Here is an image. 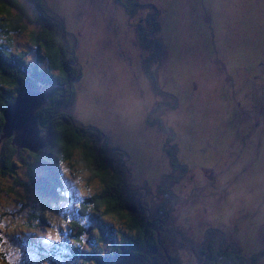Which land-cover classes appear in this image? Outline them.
<instances>
[{
    "label": "rangeland",
    "instance_id": "1",
    "mask_svg": "<svg viewBox=\"0 0 264 264\" xmlns=\"http://www.w3.org/2000/svg\"><path fill=\"white\" fill-rule=\"evenodd\" d=\"M43 1L52 5L58 0ZM61 1L64 3L57 5L53 11L56 13L57 18L59 15L62 16L64 25H66L67 38L73 40L74 46L71 51L76 72H86V88L84 91H81L80 95L76 94L78 96H73V100L70 97L69 106L79 118L88 123V125L82 123V128L79 132L86 139L88 138L90 143L92 142L93 148L94 146H98L100 135L102 137L104 131L108 132L107 142L102 138L104 143L102 146L104 151L103 160L109 165L121 169L120 177L123 176V185L126 181L129 182L128 178L132 175L134 164H132V169H130L131 166L129 168V165L131 164V159L134 160L133 158H137L135 161L139 162L140 165L152 164L155 174L158 173L161 164L167 163L174 168V162L180 156L175 153H171L170 155H165L162 152L159 153L157 134L160 127L162 129L167 127L165 122L169 119V113L172 114V111H175L174 105L179 95L182 93L186 94L187 98L182 100L189 103L190 108H188V111L193 114L197 108V104L204 106V102L196 95L204 90L215 89L220 98L232 95V92L227 87H232V78L224 75V73L229 74L231 77L247 75L251 78L252 83L261 78V74H264V29L261 31V25L256 23L261 19V15H256V11L261 3L264 4V0H138L139 2L133 9L138 7L140 10H149L156 14V16L160 14V20L167 18L165 22L156 24L157 31L151 32L152 34L149 35L151 41H158L160 44H163L165 50L173 47L176 52H179L177 57L173 59L165 57L156 59V69L160 75L158 82L162 85L160 86L163 89V94L160 99H157L150 88L146 89V104H148V109L143 110L142 107L136 106L131 99L134 93L133 85L127 87V80H129L127 74L128 65L133 68L132 75H130L131 82L142 76L146 67L144 65L141 68L135 69L134 66V63L142 64L145 62L144 59L138 58V55L140 52H146L138 46L142 41L135 42L134 39L130 38L132 30L126 22L128 18L134 20L135 17L124 16L126 11L121 8L123 4L119 0ZM19 5L22 7L25 5L28 8L32 6L29 0H19ZM170 6L173 7L172 13L164 11L165 8ZM92 17L96 19L92 24V32H83V29H79L78 35L74 34L75 30L72 27H76L78 21L82 20L85 22L88 19L91 21ZM188 19H191L190 23ZM58 22L62 23L61 19ZM112 26H114L113 30L115 32L109 31ZM163 28L167 31L163 32ZM104 31L109 33H103ZM143 35L148 34L147 32H143ZM162 35L168 39V43L161 40L160 37ZM18 37L19 35H14V43L12 44L14 50H16V47L25 49L24 59H33L29 64L23 62L19 65L26 73L24 75L26 81L30 82L32 76L26 69V65L37 63V51H33L29 44H26L24 41H18L16 44L15 40ZM203 44L211 48L215 52V56L205 55V52L202 50ZM4 48L9 50L3 44V50L0 52V55L5 56ZM12 55L16 57L15 54L12 53ZM126 56H130L132 62L128 61ZM210 58L213 61H210ZM251 63H253V66L250 69L247 65ZM41 65H44V62ZM48 67L52 70L56 69L51 65H48ZM177 78L182 83L181 85L185 86L184 90L176 87L175 80ZM152 79L155 81L154 78ZM243 82L248 85L246 78H243ZM140 83L146 86L145 83ZM258 84L264 88V82L260 81ZM170 86L174 89H170ZM252 86L253 84L249 88L247 86L244 91H240L239 88L235 89L238 91V98L248 106V108H243V113L239 111L234 112V118L237 127H239L237 133L244 134L230 142L229 145L231 146L227 148V157L222 161V167L217 168V171L206 173L205 175L203 172L204 165H199L202 177L205 179L213 177L217 185L220 183V178L221 182L222 178L231 179L232 184L230 188H233L238 195H235L233 192L228 193L225 189L220 191L219 188H210L209 191L208 188H205V190L199 189V191H189L191 194L187 198L189 200L182 201L177 209H179V215L191 214L195 218L193 226L185 229L186 233L193 230L197 234L187 238L174 237L170 239L168 238L171 236L168 234L175 233L177 231L176 226L178 225L181 228L182 225L178 222L171 225H163L161 222L156 221L154 212L152 213L147 210L140 202V199H138L142 204L139 206V216L144 222L152 242V260L149 259L151 264H171L172 260L169 250L177 263L179 260L177 259L178 254L173 249L182 245L190 264H194V261L198 257L205 260L208 259V253L203 249L204 244L200 246L201 251H198L197 244L198 238L207 237L206 227L203 228L201 233L200 231L198 232L201 215L194 214V212H201L206 204L207 208L205 207L206 211L204 214L207 217L211 213L210 217L217 220L219 224H222V227L225 229L224 231L232 228L240 230L243 234L248 235L249 238L256 237L261 239L263 248L259 254L263 259L261 264H264V233L259 232V229H255L254 218L246 214V198L255 194L249 191L250 183L258 185L264 180V107L249 102L248 93L250 94L249 89ZM259 86L255 85L260 94L263 89H260ZM192 88L195 91L203 89L195 93L192 91ZM4 90L0 94V109L2 106L8 109L9 106L18 100H21L17 104L18 107L24 104L26 96L21 94L27 92L26 88H4ZM140 93L143 94V92ZM46 100L45 95L43 99H36L41 104L43 102L45 104ZM153 104L154 107L150 106ZM203 108L205 111H201L202 113H211L209 107ZM141 109L144 111V114L149 112L148 118L158 119L161 116L162 119L159 120L155 133L154 128L147 129L143 127L141 122L143 113ZM195 115L199 117L198 122L202 125L201 127L209 131L213 138H217L224 133L230 134V130L236 128V126L230 128L228 123L222 118L214 120L199 113H195ZM192 118H188L187 129H194L197 126L192 121ZM19 120L20 123L17 125L19 133L18 142L24 144L22 141V137L25 135L24 116L21 115ZM27 124L29 127V123ZM40 130L37 131L36 129V132L26 130L27 138L29 140L34 138ZM110 136L111 143L115 144L113 146H110L109 144L111 143L108 142ZM181 137L184 139L183 133ZM230 139L233 138L230 136ZM140 140L144 146L140 143ZM223 141L229 140L223 139ZM232 142L235 144L232 145ZM206 148L210 149L209 147ZM232 151L240 153L239 161L235 166H232ZM106 153L109 154L108 159L105 158ZM31 156L35 157L31 164H25L18 159L15 160L14 164L10 161H2L4 165L1 164L2 168L15 175L12 177V174H10V179L6 182H4L5 177L0 178V182H4L7 186V188H2V191H0V209L7 210L9 207L17 206L16 204H18L19 199L12 195V190L24 192L23 195H27L26 190L31 189L33 199L31 203L35 204V206L22 205V207H19L12 213L6 212L5 217L7 221L0 222V224L4 225L2 234L6 235L3 236L0 247L6 248L7 241H9L14 250L15 257L14 260L11 255L12 251L9 248L4 254L3 264H92L90 255L85 250L86 246L92 248L90 247L91 245H98L97 254L102 255L103 259L110 260L112 250H108V248L111 241L115 238L112 230L115 225H118L119 220L113 221L107 215L104 207L102 216L88 212L87 217L73 212L70 203H65L63 205L64 209L52 204L57 195H52L46 199L40 192L38 185L39 183L45 184L46 181L48 182L51 176L48 165L51 161L46 160L44 163H41L38 156L26 150L25 152L19 151L16 157L21 159L22 157L31 158ZM84 156L89 160L88 168H91L95 164V159L89 154H85ZM124 157L127 160L123 159ZM196 157H200L199 154H196ZM228 157H230L229 163H227ZM215 162V167L221 164L218 159ZM72 165L76 166V162L74 161ZM64 166L65 170L69 172L68 163H64ZM223 166H227V168H223ZM12 167H19L21 176L23 173L30 172V181L34 182L33 186L27 188L20 180V176L13 171ZM32 167L36 170H31ZM226 169L228 170L227 172H225ZM140 175L145 179L147 176H150L145 167L140 171ZM75 180L81 188H83V183L85 182L86 188V180L84 178L76 176ZM130 181H135V178H130ZM132 183H135L134 185L137 184V182ZM105 185L106 183H102L100 188H106ZM261 192V198L258 202L255 200L253 205L255 206L254 214L261 217L260 224L264 228V222H262V218L264 217V190L261 189ZM145 197V195H142L140 198L144 199ZM125 208L127 213L137 216V209L134 211L131 204H125ZM36 214L44 215L45 219H35L33 221V217ZM217 216L219 217L217 218ZM26 218L27 221H25ZM102 219L104 223H102ZM81 224L85 225V227L80 229L79 234L74 233L80 235V238L76 236L74 238L72 233ZM27 230H34V232H38L45 237H55L54 242L40 248L28 245L27 249L24 243L12 237L16 231L18 235L24 236ZM218 235L215 232L210 234V241L216 238L214 241L216 245L220 244L217 241ZM163 237L166 238V241L164 240V242H160L157 245L158 240ZM230 237L232 238L231 234H226L227 241ZM63 242L80 246L84 250V255H82L81 250L79 252L71 250L67 245L63 247ZM28 250L36 255L31 254ZM110 251L111 253H109ZM241 263H244L243 259L234 262L230 261L228 264Z\"/></svg>",
    "mask_w": 264,
    "mask_h": 264
},
{
    "label": "trees",
    "instance_id": "2",
    "mask_svg": "<svg viewBox=\"0 0 264 264\" xmlns=\"http://www.w3.org/2000/svg\"><path fill=\"white\" fill-rule=\"evenodd\" d=\"M29 1L32 5L31 8H28L25 5L24 7H22L21 5H19V0H0V52L3 50V44L9 48V50L4 48L5 56L0 55V94L5 91L4 88H26L27 91L31 89H40L43 91L47 100L45 104L35 109L34 118L37 131L41 129L39 133L44 138V145L40 146L37 150H33L26 147L25 145H20L17 142H14V132L9 127L7 129L12 131L11 134H9L8 130L6 131L7 118L3 111L5 108L2 106L0 109V178L5 177L6 179L4 182H6L10 179V174H12V177L15 175L14 173L8 172L4 168H2V161H10L12 164H14L15 160L17 159L24 162L25 164H31V162L34 161V156H31V158L22 157L21 159H19V157H16L19 151L25 152L26 150L27 152L33 153L34 155L38 156L41 163H44V161L46 160L51 161L48 165L49 170L51 171V176L48 182L46 181L45 184H38L40 192L46 199L50 198L52 195H57L53 200L57 201L58 197L65 193L58 183L66 180V177L60 170V165L68 163L70 171L69 176L73 182V174L86 180V188L84 182V191L81 197L83 201L81 212L83 214L93 212L102 216L104 207L107 215H109L113 221L121 220L122 224L124 219H126L129 225L138 230L141 224L132 223L133 218L131 216L130 217L132 220H130L132 222L128 221L127 218L129 214L127 213V210L125 208V204H131L132 206V203L130 201L135 202L134 198H137L140 199V202L144 207L147 208V210L150 211L151 209L154 214L157 208L163 210V213L159 215V218L155 217L156 221L161 222L163 225H171L175 222H178L182 225L181 228L177 225V231L175 233L168 234L169 236H171L168 239L174 237L187 238L189 236L196 235L197 232L195 233V231L193 230H190L189 233H186V229L193 226L195 218L189 220V224H185L184 219L188 215H179V209H177V207L182 202L176 195L175 191H180L184 182V185H187L191 188L194 187V191H199V189L205 190V188H208L209 191L210 188H219L220 191L222 189H225V191H227L228 193L233 192L235 195H238L233 188H230L232 184L231 179L222 178L221 182L220 178V183L218 185L216 184V180H213L212 183H208V181L206 180L202 181L203 179L199 175L194 177L190 175L189 171L179 170V164L176 167L172 168L168 164L160 163L161 167L158 173L155 174L152 164L140 165V163L136 161L134 162V169L132 170V172L137 173V175L133 177L135 178V181H130V178H128L129 182L126 181L123 185V176L120 177L121 169L109 165L107 162H104L105 160H103L104 151L102 146L104 143L102 141L101 135L98 138V146H94L93 148L92 142L90 143L88 138L86 139V137L82 136L79 132V130L82 128V123L86 125H88V123L79 118L69 106L70 97H72L71 100H73L74 98L72 96V93L74 83L78 78L73 61V54L71 51L74 45L73 40L67 38L68 36L66 32V25H64L62 16L57 13L62 22L60 23L58 22V20L60 21L59 17L57 18L56 13L53 11V9L57 7V5H62L64 2L58 0L56 3L51 5L49 3H45L43 0ZM119 1L123 4L121 8L126 11L124 13V16L135 17L134 20L128 18V21L126 22L128 27L132 30V35L130 36V38L134 39L135 42L142 41V43L138 46L140 47V49L146 51L139 53L138 58L144 59L145 62L142 64L134 63L135 69L141 68L146 65V67L144 68V73H146L150 78L160 79L159 71L156 69V59L162 57L173 59L177 57V54L179 52H176L173 47L165 50V46L163 44H160L158 41H151L149 35L152 34L151 32L157 31L156 24L165 22L167 18H163L160 20V14L156 16V14L150 12L149 10H140V8L138 7L133 9V7H135V5L139 2L138 0ZM131 9L133 10L130 11ZM172 9L173 7L170 6L165 8L164 11L172 13ZM256 15H261V19L256 23L261 25L260 29L262 31L264 29L263 3H261L258 7ZM92 19L91 21L88 19L85 22H83L82 20L78 21L77 26L72 27V29L75 30L74 34L78 35L79 29H83V32H92V24L96 20L94 17H92ZM46 20L51 22H47ZM190 21L191 19H188L189 23ZM114 26L109 29L110 32H115L113 30ZM163 29V32H165L166 29ZM106 31H104L103 33H109ZM143 32H147L148 35H143ZM14 35H19V37L15 40L16 44L18 41H24L26 44H29L33 51H37V63L26 65V69L32 76L30 82L26 81V78L24 76L26 75V73L19 67V65L23 62L25 64H29L33 61V59H24L25 49L16 47V50H14V47L12 45L14 43ZM160 38L163 42L168 43V39L164 35H162ZM204 48L205 55L215 56V52L205 44ZM12 53L15 54L16 57H14ZM146 53L147 57L144 58V55ZM126 59L128 61H131L130 56H126ZM42 62H44V65H41ZM48 65L54 66L56 69L52 70L48 67ZM252 66L253 63L247 65V67H249L250 69ZM130 69L131 66L128 65V82L131 79L130 75H132V70ZM236 80L232 79V87H227L230 90L239 88L240 91H244L248 85L244 82L242 83L243 78H240L238 82H236ZM260 81L264 82V74H261V80H258V83ZM258 83L257 81H255V85L257 84L259 86ZM181 84L182 83L180 82L179 78H177L175 81L176 87L180 90H184L185 86H182ZM259 88L263 89L260 94L257 87H255V89H252V91L257 95V98L264 100V88L260 86ZM201 111H205L204 108L197 110V112ZM240 113L242 112L240 111ZM169 115L173 117V114L169 113ZM203 115L207 118H213L211 113L203 112ZM185 117L188 118V115L186 114ZM235 126L236 128L235 131L233 129V132H236V136L238 138L244 133L238 134L237 131L239 127H237V123ZM160 132L164 133L166 131L165 129L161 128ZM230 142L231 141H227L228 145L230 144ZM109 143H111V136L109 138ZM140 143L142 144L141 140ZM221 143L227 145L225 142L219 141L218 138L214 139V141H209L203 138L199 142H193L191 144L188 142L161 141L160 144L158 143V149L160 151H165V155L175 153L176 155L180 156L178 160H181L183 158V155L179 153V146L180 150L186 149L188 151H197L200 147H207L208 145L215 146L217 144L220 145ZM234 144L235 143L232 142V145ZM230 146L231 145H229L228 147ZM213 150L215 152L213 154L214 165L217 159L222 165V161H224L227 157L228 150L223 149L220 146L213 147ZM232 153V166H235L239 161L240 153L236 151H232ZM85 154H89L95 159V164L91 168H88L89 160L86 159V157L84 156ZM108 157L109 154L106 153L105 158L108 159ZM188 158L192 162L191 156H189ZM123 159L127 160L126 157H124ZM133 159L136 160L137 158ZM74 161L76 162V166L72 165ZM227 161V163H229L230 157H228ZM144 167L150 175L147 176L146 179L140 175V171L144 169ZM183 167L185 169V166ZM12 168L13 171L20 176V180L25 184V186H27V188H31L33 186L34 182L30 181V172L23 173L21 176L19 167ZM31 170L36 169L32 167ZM175 171L179 172L178 176L173 175ZM227 171L228 170L226 169L225 172ZM172 178H179L180 181L173 183ZM4 182H0V191H2V188H7ZM132 182H137V186ZM15 183L20 184L18 182ZM102 183H106V188H100V185ZM69 189L71 190L73 198H77L78 196H80V193L75 189ZM126 189H128V191L130 192L131 197H129V195L126 193ZM261 189L264 190V180H262L258 185L250 183L249 191L254 192L255 194L247 196L246 198V214L251 218H254L255 221L253 219L252 220L255 222V229H259V232L264 233V228H262L260 224L261 217L254 214L255 206L253 205V202L255 200L258 202V200L261 198ZM23 193L24 192H15L12 190V195L19 199L18 204H16L17 206H14L12 208H7V210L0 209V222L7 221L5 217L6 212L12 213L19 207H22V205H31V201H33L31 196V189L26 190L27 195H23ZM142 195H145L146 197L144 199H141L140 197ZM149 195H152L153 197L152 202L149 198ZM189 196H191L190 193L187 194V198ZM187 198L185 200H189ZM205 211L206 210H202L201 212L194 213L201 215V223L199 225L198 232L200 231L201 233L203 228L206 227L207 237H204L202 239L198 238L197 244L198 251H201L200 246L204 244L203 249L208 253V259H206V262L208 264H228L230 261L234 262L239 259L244 260V263L241 264H261L263 259L259 252L263 248V245L261 244L260 238H249L248 235L243 234L240 230H235L232 228H229L228 231H224L225 229L222 227V224H219L217 220H214L212 219V217H210L211 213H209L206 217V214H204ZM218 217L219 216H217V218ZM203 218L205 219L203 220ZM35 219H45V217L42 214H36L33 217V221ZM25 221H27V218ZM102 222H104L103 219ZM262 222H264V217L262 218ZM80 228H83L82 224L80 225ZM27 232L29 231L27 230ZM213 232L219 234L217 237V241L220 242V244L216 245L214 243L216 238L210 241V234ZM74 233L79 234L77 229L72 233V236L80 238V235H76ZM228 233L232 235V238L230 237L227 241L226 234ZM69 235L71 236V234ZM143 235L145 236L144 233ZM3 236L6 235L2 234V229H0V244H2ZM12 237H15L20 242H22V239L20 235H18L17 231ZM140 237V233L135 235L132 239V243L135 242L134 239H139ZM145 239L146 241H148L146 236ZM23 241H25L27 245H33L36 248H40L46 244L54 242H49L44 238L38 239L35 236L28 237ZM160 242L164 241L161 239L158 240L157 245H159ZM136 244L141 245V242H138ZM6 245V248L0 247V264H3L4 254L9 248L10 251H12V258L15 260L14 250L10 245V242L7 241ZM62 245L63 247L67 245L68 248H71L74 251L79 252V250H81L82 255H84V250H82V248L78 245H71L70 243L66 242H63ZM176 249H173V251H177L180 253L179 256H177V259L179 260L176 263L175 257L169 250V255L172 260L171 264H190L187 259L186 253L184 254L183 245L177 246ZM85 250L89 253L92 264H100L96 256V248H86ZM131 250L136 253L143 254L148 257V259L152 260V256H147L142 250L138 248H132ZM109 253H111V251ZM110 255L111 257L114 256L112 253ZM246 256L248 257L246 258ZM104 261L107 263L108 261H111V258L110 260L104 259Z\"/></svg>",
    "mask_w": 264,
    "mask_h": 264
},
{
    "label": "flooded vegetation",
    "instance_id": "3",
    "mask_svg": "<svg viewBox=\"0 0 264 264\" xmlns=\"http://www.w3.org/2000/svg\"><path fill=\"white\" fill-rule=\"evenodd\" d=\"M119 36H121V35H119ZM202 50L205 52L204 44L202 45ZM146 57H147V53L144 55V58H146ZM210 61H213V59L210 58ZM132 69L133 68L131 66L130 70H132ZM85 73H86L85 71H77L78 79L75 81L72 96H77L76 94L80 95L81 91L85 90V88H86V85H85L86 74ZM224 75H226L232 79L246 78L248 80V88L250 87V85L253 84V86L249 89L250 94L248 93L249 102L250 103L253 102V103H256V104L263 106V100L257 98V95L252 91V89H255V81L252 83L251 78L249 76L244 75L242 77H231L227 73H224ZM218 77H219V75H218ZM159 80L160 79H155V81H153V79L148 77V75L146 73H143V75L138 77L134 82H131V79L129 82L127 81V87L130 85H133V88H134V93L131 96L133 103L138 107H142L143 110L148 109V104H146V93H145L146 88H150L153 91L154 96L157 99H160L162 94H163V89L161 87L162 85L159 84V82H158ZM258 80H261V78L257 79L256 81H258ZM136 82H137V85H136ZM140 82L145 83L146 86L142 85ZM195 87H197V85H195ZM169 88L174 89V88H172V86H170ZM202 89L195 91L192 88V91L195 93H198ZM230 91L232 92V95H228L226 98L218 97L216 90L212 89V88L204 90L199 94H196L198 96V98L200 100H202V102H204V106H199L197 104V108L193 114L189 113V111H188V108H190L189 103L185 100H182V99L187 98L186 94L182 93L181 95H179L177 100L175 101V105H174L175 111L174 112L172 111L173 117H171L169 115L168 121L165 122V125L167 127H165L164 129L166 132L161 133L159 130V133L157 134L158 135V143L160 144L161 141H166V142H182V141H184V142H188L191 144L193 142H199L203 138L207 139L209 141H214V139H216V138H213L212 134L209 131H206L204 128L201 127L202 125L198 122L199 117H197L195 115V113H199V114L203 115L202 112H197V110L202 109L203 107H209V109L211 111V115H212L214 120L222 118L228 123L230 128H234V126L236 125V120L234 118V112L235 111H239V112L241 111L243 113V108H248V106H246L238 98V91H236V90H230ZM140 92H143V94H141ZM142 99H143V103H142ZM150 106L154 107V104L150 105ZM143 110H142V113L144 112ZM148 113L149 112L142 114V119H141L142 125L144 128H147V129L154 128V133H155V129L158 126V122L162 118H161V116L158 119L148 118ZM186 114L188 115V118L193 117L192 121L197 124V126L194 129H187V124L189 123V121H188V118L185 117ZM165 115H166V113H165ZM160 129H161V127H160ZM234 131H235V129H234ZM182 133L184 134V139H182V137H181ZM236 135H237L236 132H233V129H231L230 134H223V135L217 137L219 139V141L225 142L227 145H224L223 143H221L220 145L217 144L215 146L208 145L207 147H209L210 149H208L206 147H200L197 151H188L186 149L180 150V146H179V151H180L179 153L181 155H183V158L181 160L175 161L174 167H176L179 164V170L189 171L190 175L194 176V177L197 175L202 177L200 170H199L200 164L204 165L203 172L205 175H206V173H212L214 171H217L216 169L221 168L222 165L220 164L217 167L214 166V162H213L214 155L213 154L215 152L213 150V147H219L220 146L221 148L227 150L229 145H228L227 141H223V139L232 141L234 139H237ZM230 136L233 139H230ZM107 137H108V132L104 131V133L102 134V138L106 142H107ZM108 142H109V139H108ZM109 145L113 146L115 144H109ZM201 148H204V149H201ZM161 152L166 154L165 151H160L159 153H161ZM207 152H210V153H207ZM196 154H199L200 157H196ZM187 156L188 157L191 156L192 162L190 161V159ZM134 162H136V161L131 160V164H130L131 168L130 169L133 168L132 164H134ZM209 163H211V164H209ZM228 165H232V164H228ZM183 166H185V169ZM226 167L227 166H225L224 168H226ZM60 170L62 171L63 175L66 177V180L59 182L58 184L64 190L65 193L63 195L59 196L57 201H53L52 204L57 205L61 209H64L63 205L65 203H70L73 212H75L81 216L85 215L88 217V213L83 214L81 212V207H82V202H83L81 197H82L84 188H81L77 184V182L75 180V177L77 175L73 174V177H74V182H73L69 176L70 171L67 172L65 170V166L63 164L60 165ZM136 175H137V173L132 172V175H130L129 178H133ZM173 175L178 176L179 172L175 171V173ZM172 179H173V183L180 181L179 178H177V179L172 178ZM202 179L204 181L205 180L208 181V183H212L214 180L213 177H210V178L208 177L206 179L202 177ZM69 188H73L76 191H78L80 193V196H78L77 198H73L72 194H71V190ZM129 189H131V188H129ZM192 190H194V187L191 188L187 185H184V183H183L181 190L175 191V193L179 197L180 201L182 202L187 198V194H189V191H192ZM68 193H70V194H68ZM126 193L129 195V197H131V194L128 191V189H126ZM143 193H144V191H143ZM149 198L151 199V202H152L153 201L152 195H149ZM134 200H135V202L134 201H130V202L132 203L133 207H136V208H134V211L137 209V216L136 215H130L128 213L129 216H128L127 220L132 222L131 221L132 220L131 217H132L133 218L132 223L141 224L140 228L138 230L135 228H130L132 226L127 223L126 219H124V221H125L124 222L125 226H124L123 223L121 224V220H119L118 225H115L113 227L112 232L115 235V238H114V240L111 241L110 246L108 248V250H112V254L114 256L111 257V261H108L106 263L100 255L96 254L100 264H109V263H113V262L119 260V258L123 256L122 252L127 253L129 251H132L131 250L132 248H138V249L142 250L147 256H152L153 249H152L151 238L149 236V233L147 232V229L145 228L144 222L141 220V218L139 216V214H140L139 213V210H140L139 206H141L142 204L139 202V200L137 198L136 199L134 198ZM31 205L35 206L34 203H31ZM205 207H207V206L204 205L203 210H205ZM150 211L153 213V211L151 209H150ZM162 213H163V210L160 208H157L154 217L159 218V215ZM193 218L194 217L191 214H189L184 219L185 224H187V223L189 224V220H192ZM102 223H104V222H102ZM83 227H85V225H83ZM92 227H96V226H92ZM80 229L81 228L79 226L77 228L78 233H79ZM28 231L29 232L26 231V234L24 236L20 235L22 240H25L31 236H35L38 239L44 238L47 241H49V240L54 241V239H55V237H51V236L45 237L38 232H34V231H30V230H28ZM138 233H141L140 234L141 237L139 239H134L135 242L132 243V239ZM143 233L145 234V236L147 237V240L149 242L146 241L145 236L142 235ZM161 240L164 241L165 238L163 237V238H161ZM138 242H141V245L136 244ZM90 247H92L93 249L96 248L98 250V245H91ZM86 248H88V246H86ZM69 249H71V248H69ZM176 250H179V249H176ZM104 253H106V252H104ZM185 253H186V251L184 249V254ZM177 254L179 256L180 253L177 252Z\"/></svg>",
    "mask_w": 264,
    "mask_h": 264
},
{
    "label": "water",
    "instance_id": "4",
    "mask_svg": "<svg viewBox=\"0 0 264 264\" xmlns=\"http://www.w3.org/2000/svg\"><path fill=\"white\" fill-rule=\"evenodd\" d=\"M21 95L26 96L25 102L21 107H18V103L21 100H18L14 102L13 105L9 106L8 109H4V113L6 115V131L9 127L14 133H13V141L17 142L20 145H25L26 147H30L33 150H37L40 146L44 145V138L43 136L37 132L35 137L32 139H28L26 136V130H30L32 132H36V129H30L28 127L29 122H35L34 118V111L37 107L41 106L42 104L40 101H36V99L44 98V93L40 89H31L27 92H23ZM23 108V109H22ZM15 110V111H14ZM8 115H7V114ZM24 116V131L25 135L22 137V141L24 144L18 142V126L20 123V116ZM26 129V130H25ZM9 134H11L12 131L8 130ZM106 187V185H105ZM123 254V253H122ZM126 254V258L124 256L119 258V261L113 264H151V261L143 254L136 253L133 251H129ZM194 264H204L203 260L197 259L194 261Z\"/></svg>",
    "mask_w": 264,
    "mask_h": 264
},
{
    "label": "bare ground",
    "instance_id": "5",
    "mask_svg": "<svg viewBox=\"0 0 264 264\" xmlns=\"http://www.w3.org/2000/svg\"><path fill=\"white\" fill-rule=\"evenodd\" d=\"M29 127H30V128H37V127H36V123H34V122H29ZM123 256L126 258V254H125V253H123ZM198 258H199V257H198ZM198 258H197V259H198ZM199 259H201V258H199ZM201 260H203L204 264H208V263L206 262L205 259H201Z\"/></svg>",
    "mask_w": 264,
    "mask_h": 264
},
{
    "label": "snow or ice",
    "instance_id": "6",
    "mask_svg": "<svg viewBox=\"0 0 264 264\" xmlns=\"http://www.w3.org/2000/svg\"><path fill=\"white\" fill-rule=\"evenodd\" d=\"M4 227V225L3 224H0V229H2Z\"/></svg>",
    "mask_w": 264,
    "mask_h": 264
},
{
    "label": "clouds",
    "instance_id": "7",
    "mask_svg": "<svg viewBox=\"0 0 264 264\" xmlns=\"http://www.w3.org/2000/svg\"><path fill=\"white\" fill-rule=\"evenodd\" d=\"M74 200H75V199H74ZM133 252H134V251H133ZM118 261H119V260H117L116 262H118ZM116 262H115V263H116Z\"/></svg>",
    "mask_w": 264,
    "mask_h": 264
}]
</instances>
